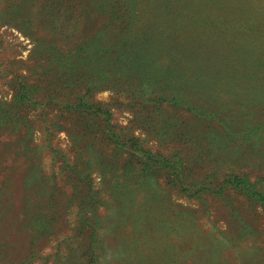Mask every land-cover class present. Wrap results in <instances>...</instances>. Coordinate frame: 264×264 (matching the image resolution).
<instances>
[{"label":"rangeland","instance_id":"obj_1","mask_svg":"<svg viewBox=\"0 0 264 264\" xmlns=\"http://www.w3.org/2000/svg\"><path fill=\"white\" fill-rule=\"evenodd\" d=\"M84 1L0 0V101L22 79L37 84L40 102L58 88L49 84L57 66L48 44L98 49L118 33L125 8L139 15L131 35L151 15V0H107L113 9H85ZM166 11L185 23L155 26L158 47L175 48L178 62L185 53L196 63L219 60L224 70L166 74L159 88L122 74L86 84L95 86L89 102L165 158L164 167L145 181L134 176L117 198L105 168L120 161L104 157L108 145L72 139L77 114L54 130L55 105L22 104L16 126H0V264H264V210L222 187L229 175L264 186V0H170ZM85 182L95 204L81 203Z\"/></svg>","mask_w":264,"mask_h":264},{"label":"trees","instance_id":"obj_2","mask_svg":"<svg viewBox=\"0 0 264 264\" xmlns=\"http://www.w3.org/2000/svg\"><path fill=\"white\" fill-rule=\"evenodd\" d=\"M169 1L151 0V6L148 7L151 15L145 20L140 29H134L132 35L130 31L135 27L139 15L132 13L131 7L125 8L120 15L122 25L118 33L114 34L110 41L104 43L98 49H95L87 41H81L80 44L76 41L72 42L65 49L48 44L46 46L47 54L52 56L57 66L55 80L59 81L58 84L54 83L55 80L49 84L53 86L52 88H58L44 94L41 97L44 100L40 102L33 98L34 88L35 86L38 87L37 84L29 85L22 79L20 86L14 88L15 91L10 100L0 101V126L7 128L16 126L19 118L17 108L24 103L43 107L49 104L55 105L57 110L54 111L53 118H55L51 119L50 126L52 129L62 130L64 128L62 120L65 119L66 113L77 114L80 117H78V121L69 122L78 131L76 135L71 132L72 139L76 140V136H79L80 139L85 140L83 147L89 149H92L93 145L100 148L108 145L110 147L109 152L104 157L110 156L113 162L120 161L119 166L105 168L108 169L106 173H108L107 178H110V191L113 196L119 198V194L125 191L128 181L132 180L134 176H137L139 181H145L148 176L149 178L152 177L155 170L158 169L159 171L164 167L165 158L144 146L139 137L124 133L120 127L118 129V126L111 122L109 110L103 108L100 104L89 102L95 86H87L86 84L90 80L94 82L93 78L100 79L103 76H108L111 83L113 81L112 77H114V80H119L118 74H122L124 78L138 80L139 82L146 81L148 87L155 86L159 88L169 81L166 74L174 75L190 70L207 73L210 68L216 73L224 70L219 60L213 62L206 60L196 63L197 58H190V54L185 53V60L182 59L178 62L175 48L169 47L164 53L163 48L158 47L156 42L160 37V30L154 28L155 26L161 25L168 30H175L180 21L185 23L182 19L184 16L181 13L177 12L178 15H174L166 11L169 8ZM142 3L148 5L150 0H142ZM94 5L103 8L110 4L107 0H85L83 7L89 9ZM109 7L113 9L114 6L112 4ZM187 19L194 21L197 18L188 16ZM88 20L85 18L82 22ZM71 22L74 25L82 23L78 20H71ZM88 30H82L81 35ZM179 53L182 54L181 50ZM160 56L168 58V63L165 66L162 64L163 61H158ZM224 64L228 69V63L224 62ZM62 75L66 76L61 81ZM122 157L124 158L121 160ZM104 165L106 166V164ZM166 167L171 170L175 169L173 165ZM82 174L83 172L78 173V175ZM175 174L176 183H183L184 174L182 171L177 170ZM228 177L222 180V187L232 186L231 188L239 194L250 200H255V202L258 201L264 210V186L258 187L257 184L250 182L246 177L238 175H229ZM72 183L76 195L79 194L81 190H79V181ZM86 183H84V196L81 203L95 204L96 200L89 184ZM203 189L208 188L203 187Z\"/></svg>","mask_w":264,"mask_h":264}]
</instances>
